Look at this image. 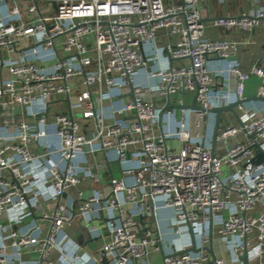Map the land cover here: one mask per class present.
<instances>
[{"label": "built area", "instance_id": "built-area-1", "mask_svg": "<svg viewBox=\"0 0 264 264\" xmlns=\"http://www.w3.org/2000/svg\"><path fill=\"white\" fill-rule=\"evenodd\" d=\"M213 1L0 0L6 11L0 16V67L10 74L0 82V175L7 171L13 177L0 178V264H82L81 245L65 231L75 210L94 237L100 233L93 222L103 220L109 234L99 249L104 264H146L157 252L162 264H245L244 257L247 264H264V161L257 162L255 151L257 146L264 151V113L220 128L217 139L232 144L218 155L207 138L191 136L186 121L190 108L182 99L173 100L180 93L194 94L205 110L198 114L206 115L244 100L252 76L263 79L259 97H264V68L243 71L234 60L242 43L206 37L209 25L251 33L261 26L264 7L207 20L203 7ZM161 31L177 37L164 61L156 40ZM4 50L19 51L17 61L3 58ZM210 57L220 58L225 69L211 70ZM149 61L158 64L146 72L157 80L163 107L168 101L180 106L165 111L163 120L176 111L181 120L162 135L155 131L162 107L142 99V86L134 82ZM230 73L238 80L234 94L228 90ZM216 75L225 78L217 91ZM78 78L85 88L79 93L73 85ZM128 87L134 96L123 100ZM73 94L77 103L72 110L95 121L90 138L72 115L57 114L48 121L49 105ZM18 106L36 118L37 126L17 119ZM48 123L58 142L49 139ZM174 139L183 143L180 150L168 148ZM34 144L39 150L33 151ZM86 146L92 151L98 146L125 164L127 178L112 179L109 192L95 190L81 196L76 209L74 202L69 208L61 202L64 194L85 179H97L82 174L79 160ZM130 148L135 151L129 160ZM55 155L65 163L63 168L53 161ZM224 166L231 173L222 178ZM42 201H53L56 207L48 212ZM130 203L136 212H126ZM160 208L173 210L180 246L166 247L160 233L138 228L136 215L155 216ZM27 220L31 222L25 224ZM211 231L214 254L206 250ZM28 252L38 258L24 259Z\"/></svg>", "mask_w": 264, "mask_h": 264}, {"label": "crops", "instance_id": "crops-1", "mask_svg": "<svg viewBox=\"0 0 264 264\" xmlns=\"http://www.w3.org/2000/svg\"><path fill=\"white\" fill-rule=\"evenodd\" d=\"M255 5L264 7V0H224L220 2L218 0H214L211 4H206L203 7V13L207 20L211 17L217 16H236L240 15L244 12H248L253 9ZM5 8L0 7V16H4ZM206 37L210 39H218V40H227V41H235L238 43H242L239 52L234 57V60L238 63L239 68L243 71H250L254 67H263L264 68V19H262L261 26L255 28L251 33H244L239 30L226 31L221 28H215L212 26H208L206 30ZM157 46L160 49H164V53L162 55V59L164 61L165 55H167L168 47L174 45L177 40L176 36H173L166 31H161L158 34ZM250 41V43H248ZM247 42L248 44H245ZM19 51L17 52H8L6 50L2 51V57L5 59H11L17 61L19 58ZM174 65H178L179 61L170 62ZM208 67L215 71L219 72L220 70L225 69V63L216 58L210 57L207 61ZM158 65L154 63V61H149L146 69H141L138 71L136 78L134 80L135 83L140 84L142 86V92L148 101H153L155 104H161L162 98L159 93L156 91L157 80L155 78H149L148 72L146 70H153L155 66ZM10 77L9 71L7 67H0V82L6 80ZM225 78L222 75H216L214 80L213 89L219 90ZM237 75L235 73H230L228 75V90L231 94L236 92L237 86ZM82 78H78L74 81L73 85H77V93L83 91L85 88L81 85ZM263 84V79L258 76H252L245 84L244 91V99H251L248 102H244L241 104L242 108L237 107L236 112L238 117L236 118L233 113L225 112L221 115L220 119V128L225 125H238L241 123L243 116L255 115L260 116L264 113V99H254L259 98V90ZM75 85V86H76ZM131 88L128 87L125 89L124 94L121 96V99L128 100L133 96L131 95ZM97 97V96H95ZM261 98V97H260ZM264 98V97H263ZM182 99L185 105L190 108V111L186 117L187 125L191 136H195L196 134L202 135L207 138V140L213 146L214 141V133L217 127V115L214 113L199 115L197 111L191 107L194 104L195 95L194 94H183L180 93L174 96L173 100ZM158 101L160 103H158ZM77 103V96L73 94L70 98L63 100L52 102L49 107V120L51 121L55 115L57 114H69L74 116L78 122L81 124V132L85 134L87 137H92V135L96 131V125L94 119L84 120L79 113V111L72 110V106ZM109 113V108L107 110ZM16 117L19 121H26L31 125H36L38 121L36 118L30 116L26 108L22 106H18L15 109ZM1 108H0V128L3 126V118L1 116ZM80 114V115H79ZM179 120H181V115L179 111H176L174 115L171 117L166 115L163 120V125L157 124L155 127V131L158 135H162L163 132H169L175 130L178 125ZM47 130H49L50 140L53 142H58L56 131L50 123L47 125ZM12 134H15L16 130L14 128L10 131ZM241 139H244L241 136ZM48 140V141H50ZM222 142V145L219 146V143ZM232 142H228L225 140H218L215 148V153L218 155L225 154L228 151V148ZM167 146L171 150H180L183 146V143L178 140H169L167 142ZM33 151L39 150V146L34 144L32 146ZM85 154L80 158L81 166L84 168L83 175H95L97 176L96 180L85 179L83 182L75 187L69 189L64 196L61 198V202L71 207V203H75V209L81 203L80 197H87L90 193L95 190L101 191L103 193L109 192L111 188L112 179L122 180L127 178L124 173L125 164L120 161L113 159V157L108 153L101 150L98 146L95 151H92L90 146H86L84 148ZM134 148L129 149L128 159H133ZM255 151L257 152V162L264 161V151L259 146L255 147ZM12 152L6 153V156H12ZM53 161L59 164L60 167H64L65 163L60 158V156L55 155L53 157ZM229 169V168H228ZM230 171V169H229ZM0 178L3 180H12L13 177L9 172L3 171L0 175ZM130 181V179H128ZM43 209L51 212L56 207V203L53 201H42ZM135 204H126L125 210L127 213L136 212ZM258 212L261 211V207L258 208ZM75 219L74 221L66 227V234L74 239L78 244L81 245L84 259L81 260L82 264H86L87 261H92L94 264H104L99 257V249L101 245L109 240V234L107 229L105 228L103 220H95L93 223L97 228V231L100 233L99 237H94L90 232L88 225L84 218L80 216L75 210ZM175 214L171 208H160L157 210L156 215L153 216H144V215H136L135 220L137 222L138 228L140 231H143L146 228H152L155 232L160 233L162 237L163 243L167 246L169 245H181L183 244V240L176 235V227L174 225ZM3 220L0 219V223ZM31 220H27L25 224H29ZM220 242L218 240L215 241V249L219 250ZM57 253L53 254V257H57ZM24 259L29 260L31 258H38V254L28 252L23 255ZM162 253L157 252L153 253L146 264H162Z\"/></svg>", "mask_w": 264, "mask_h": 264}, {"label": "water", "instance_id": "water-1", "mask_svg": "<svg viewBox=\"0 0 264 264\" xmlns=\"http://www.w3.org/2000/svg\"><path fill=\"white\" fill-rule=\"evenodd\" d=\"M218 59H220V58H218ZM131 95L134 96L133 93ZM254 99L263 100L264 98L263 97H261V98L259 97V98H254ZM250 100L251 99H244V100H242V101H240L238 103H235V104H232V105H228V106H225V107L214 108L211 111H209L210 113H214V114L217 115V127H216V130H215V133H214V141H213V146H212V152L213 153H215V148H216V144H217V136H218V130H219V127H220L221 115L223 113H225V112H231L237 118L238 115H237V112H236V108L238 106H240L241 104H243L244 102H248ZM158 103H160V102L158 101ZM157 106L158 107H162L161 108V111H160V114H159V117H160V125L161 126H162V120H163L165 111L167 109H179L180 108V106L171 104L170 101H168L167 104H166V106H164V107H163V101H162L161 104H157ZM191 108L194 109V110L205 111L201 106L198 105V103H197V97H195L194 104H193V106ZM252 138H254V137H252ZM165 147H166V144H165ZM206 250L208 252H210L211 254H214V249H213V232L212 231H211V236H210V246L208 248H206ZM192 251H195V249L193 248ZM244 262H245V264H247V258L246 257H244Z\"/></svg>", "mask_w": 264, "mask_h": 264}, {"label": "rangeland", "instance_id": "rangeland-1", "mask_svg": "<svg viewBox=\"0 0 264 264\" xmlns=\"http://www.w3.org/2000/svg\"><path fill=\"white\" fill-rule=\"evenodd\" d=\"M156 92L158 93V91H156ZM140 96L142 97V99L148 101V99L143 94H141ZM221 145H222V142L219 143V146H221ZM222 171H223L222 172V178L228 176L231 173V171H229L228 167H226V166L223 167Z\"/></svg>", "mask_w": 264, "mask_h": 264}]
</instances>
